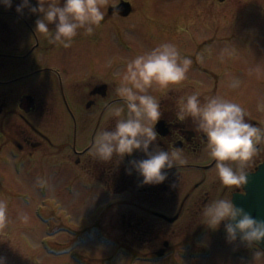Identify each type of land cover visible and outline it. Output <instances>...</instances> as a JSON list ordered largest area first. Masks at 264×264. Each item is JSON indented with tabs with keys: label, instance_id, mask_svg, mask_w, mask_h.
Returning a JSON list of instances; mask_svg holds the SVG:
<instances>
[{
	"label": "flooded vegetation",
	"instance_id": "af4514ba",
	"mask_svg": "<svg viewBox=\"0 0 264 264\" xmlns=\"http://www.w3.org/2000/svg\"><path fill=\"white\" fill-rule=\"evenodd\" d=\"M140 1L150 20L153 17L149 12L162 11V0ZM195 1L204 8V15L223 6L228 11L236 10L231 14L220 10L225 20L211 17L210 24L215 28L207 50L205 42L193 40L196 70L190 76L192 82L186 84V78L167 89L153 86L149 90L160 102L162 112L155 126L158 139L150 150L155 145L165 151L175 146L188 158L184 164L165 170V182L142 187L138 173L126 174L129 160L147 158L142 152L135 151L122 162L116 157L102 162L90 156L89 150L97 131L115 127L116 118L110 116L108 107L122 106L115 89L127 63L177 37L170 40L165 36L168 27L164 22L137 20L145 17L139 15L137 0H109L110 6L102 9L105 18L94 26L93 33L87 35L79 29L71 47L65 48L50 42V36L34 31L37 15L27 9L23 16L16 12L21 0H12L11 8L0 2V164L15 174L31 169L40 174H65L66 185L116 196L111 206L106 205L108 210L103 214L107 219H100L97 229L112 238L119 249L131 251L146 263L170 264L176 260L190 264L211 257L212 246L196 242L207 233L225 237V231L223 222L217 231L202 224L203 207L220 198L234 203L236 195L246 193L245 185L237 188L220 183L215 161L207 154L206 138L193 131L191 118L183 122L176 118L180 97L199 92L203 101L219 95L243 107L248 122L264 127V5L251 7L256 14L252 21L249 17L242 19L249 11L250 0L234 7L230 0ZM30 2L36 5L37 0ZM123 2L130 6L128 13L118 8ZM172 2L175 5L168 6L172 10L181 3ZM49 28L54 29V24ZM181 41L182 37L178 50L183 56ZM232 78L239 79V87L229 86ZM189 86L191 91L186 90ZM261 147L248 162V174L264 162ZM122 194L126 196L121 198ZM242 247H236V251L242 253Z\"/></svg>",
	"mask_w": 264,
	"mask_h": 264
},
{
	"label": "clouds",
	"instance_id": "9594fccd",
	"mask_svg": "<svg viewBox=\"0 0 264 264\" xmlns=\"http://www.w3.org/2000/svg\"><path fill=\"white\" fill-rule=\"evenodd\" d=\"M5 8L12 7V0H0ZM109 0H21L16 12L21 16L27 9L37 15L34 31L51 37L50 42L71 47L79 29L91 35L105 18ZM54 24L50 30L49 25ZM227 51V50H225ZM223 59V52L221 53ZM192 65L189 57L182 56L175 44L161 43L150 51L131 59L121 77L116 95L121 105L108 107V113L115 119L111 130L97 131L90 146L89 155L102 162L114 157L123 161L135 151L142 152L146 159L128 161L126 174L138 173L142 180L139 186L159 185L166 181L168 172L174 166L185 163L182 148L171 146L165 151L159 145L150 146L158 139L155 126L162 116L160 102L149 94L153 86L167 89L178 85L187 77ZM239 79L232 78L230 87L237 88ZM178 121L191 118L196 134L206 138V150L215 161V172L225 187H241L248 183V162L264 146V127L246 120L248 113L238 103L219 95L200 99L199 92H193L178 100ZM235 162L233 166L232 163ZM202 224L208 230L217 231L223 222L226 243L250 250L251 260L246 264H264V219L255 218L232 199L220 198L207 203L202 211ZM26 222L27 214L21 213ZM8 203L0 199V229L8 224ZM0 264H6L0 257Z\"/></svg>",
	"mask_w": 264,
	"mask_h": 264
},
{
	"label": "rangeland",
	"instance_id": "374dc122",
	"mask_svg": "<svg viewBox=\"0 0 264 264\" xmlns=\"http://www.w3.org/2000/svg\"><path fill=\"white\" fill-rule=\"evenodd\" d=\"M180 1L178 7L172 10L168 6L175 5V2L162 0L159 7L162 11L149 12L153 17L150 20L144 14L147 10H142L143 3L137 0L139 15L144 14L145 17L136 19L153 23L164 22L163 25L168 27L164 30L165 36L170 40L177 37L172 40L174 42L170 41L177 48H180L179 39L182 37L183 56L192 60L186 77V84H189L192 82L190 76L196 70L193 40L200 39L202 43L205 42L207 50L215 28V25L210 24L211 17L218 21L225 20L220 10L228 9L225 6L213 8L210 15H204V8L199 7L195 0ZM242 1L230 0V5L234 7L249 3ZM250 4L249 11L247 9L243 13V20H248L249 17L253 21L256 14L251 7L256 4L264 5V0H250ZM239 9L243 11V8ZM235 10V7L231 9L233 12ZM231 11H228L229 14ZM186 90L191 91V86L186 87ZM185 158H188L187 155ZM184 174L186 176L184 172L183 180ZM191 174L194 178L195 170ZM66 177L65 174H40L35 169L15 174L4 167L3 163L0 164V199H5L8 203L9 222L4 229H0V257L5 258L6 264H155L140 260L131 251L127 253L119 249L112 242V238L97 229L100 219H107L103 214L106 213L103 211L108 210L106 205L111 206L116 196L80 185H66ZM126 194H122L121 198ZM21 213L27 214L26 222L21 218ZM196 243L212 246L213 253L207 259H189L190 264H246L252 258L250 250L242 247V253L237 252L236 247L226 243L225 237L217 234L207 233ZM188 263L172 260L170 264Z\"/></svg>",
	"mask_w": 264,
	"mask_h": 264
},
{
	"label": "water",
	"instance_id": "95a60500",
	"mask_svg": "<svg viewBox=\"0 0 264 264\" xmlns=\"http://www.w3.org/2000/svg\"><path fill=\"white\" fill-rule=\"evenodd\" d=\"M118 8L123 13L130 11L128 3H121ZM246 193L238 194L234 203L244 208L255 218L264 219V162L259 165L256 172L248 174V183L245 185ZM264 248V244L260 245Z\"/></svg>",
	"mask_w": 264,
	"mask_h": 264
}]
</instances>
